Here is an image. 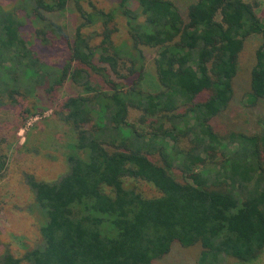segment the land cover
<instances>
[{
	"label": "trees",
	"instance_id": "1",
	"mask_svg": "<svg viewBox=\"0 0 264 264\" xmlns=\"http://www.w3.org/2000/svg\"><path fill=\"white\" fill-rule=\"evenodd\" d=\"M84 1L0 5V109L31 101L20 112L30 116L43 111L37 100L47 101L76 132L64 174L52 182L25 176L37 241L21 257L4 250L0 264H154L174 244L199 246L197 264L256 260L264 250V120L257 133L220 135L213 125L234 98L238 56L252 36L260 45L248 95L251 103L264 100V22L254 6L196 0L184 18L171 0H111L132 59L122 76L123 54L111 39L115 15L87 13ZM71 3L83 22L69 36L47 13ZM90 24L102 28L97 45L82 31ZM57 39L66 58L52 64L43 48ZM140 47L158 49L151 92L138 86L143 73L131 54L141 58ZM67 83L79 92L58 102ZM131 109L146 131L128 122ZM157 154L163 165L152 159ZM200 165L207 167L194 174ZM170 169L195 178L180 183ZM126 178L151 184L159 196L126 188Z\"/></svg>",
	"mask_w": 264,
	"mask_h": 264
},
{
	"label": "rangeland",
	"instance_id": "2",
	"mask_svg": "<svg viewBox=\"0 0 264 264\" xmlns=\"http://www.w3.org/2000/svg\"><path fill=\"white\" fill-rule=\"evenodd\" d=\"M53 3V0H45ZM180 9L183 17H186L187 8L196 0H171ZM254 6L256 15L264 22V0H247ZM14 0H0V5L11 7ZM83 10L87 13L94 9L112 12L115 16L111 29H114L112 41L115 47L122 51L119 59V73L128 76V68L131 66V58L127 57L129 48L126 43V29L115 5L111 0H90L81 2ZM131 9L138 11L136 4ZM47 20L56 22L64 28V31L72 36L75 29L83 22L72 3L64 10L47 13ZM102 28L99 24H90L82 28L83 33L92 38V44H99ZM28 35L30 31L26 32ZM260 45V38L250 37L244 44V48L238 56V73L234 80V98L223 114L213 121L215 129L220 135L229 131H241L245 133H257L261 128L259 121L264 120V100L255 103L250 102L248 95L250 73L255 62V53ZM141 58H137L136 52L131 55L135 57V70L143 73V79L138 86L147 92L155 88V71L153 60L156 58L158 49L140 47ZM46 59L52 64H58L66 58V47L62 40L57 39L49 46L43 48ZM131 60H130V59ZM137 74L138 71H137ZM136 74V76H137ZM115 78V75H112ZM137 78L135 77L134 80ZM126 80V79H125ZM125 80L116 79L120 84ZM105 89V87H103ZM79 92L70 84H66L59 92L58 102L69 94ZM31 101L23 102L16 109H0V155L4 168L0 170V253L9 250L17 257H21L25 247H29L37 241L39 223L35 215L27 210L32 203L33 197L30 189L25 183V176H33L42 181L52 182L64 174L67 170L66 156L70 147L75 144L76 132L73 125L60 119L54 109V104L43 100H37L36 106L43 108L34 115H20L25 107L30 106ZM26 117V119L24 118ZM139 113L131 109L128 122L136 129L146 131L147 127L138 121ZM24 118V119H23ZM185 140L182 141L184 144ZM152 159L163 165L160 156L153 155ZM207 165H200L195 173L202 172ZM172 177L180 182H189L195 178L194 175L184 176L176 169H170ZM126 188L134 189L145 198L159 196V192L149 183L138 179L126 178ZM200 248L199 246L181 247L174 244L169 254L154 264H197ZM222 264H264V250L259 257L251 262H240L235 259H225Z\"/></svg>",
	"mask_w": 264,
	"mask_h": 264
}]
</instances>
